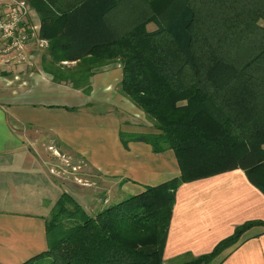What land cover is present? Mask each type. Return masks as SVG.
Listing matches in <instances>:
<instances>
[{
  "label": "trees",
  "instance_id": "trees-1",
  "mask_svg": "<svg viewBox=\"0 0 264 264\" xmlns=\"http://www.w3.org/2000/svg\"><path fill=\"white\" fill-rule=\"evenodd\" d=\"M29 4L39 17L38 37L47 42L44 70L89 94L90 77L119 64L120 93L154 129L121 132L123 144L144 141L154 152L171 149L179 175L94 215L63 192L46 218L47 248L20 264H165L181 184L240 168L264 195V41L250 44L242 23L247 9L237 16L221 0ZM149 23L155 28L148 29ZM253 226L264 227V221L236 226L209 253L181 264H220Z\"/></svg>",
  "mask_w": 264,
  "mask_h": 264
},
{
  "label": "crops",
  "instance_id": "crops-1",
  "mask_svg": "<svg viewBox=\"0 0 264 264\" xmlns=\"http://www.w3.org/2000/svg\"><path fill=\"white\" fill-rule=\"evenodd\" d=\"M221 1L237 16L247 9L242 23L250 44L264 41V0ZM32 19L40 23L34 10ZM28 52L32 65L0 68V264H20L47 248L46 218L63 192L90 211L98 193L120 199L121 192L138 194L179 175L171 149L154 152L144 141L123 144L121 132L147 130L128 120L137 108L119 91V64L93 74L86 94L44 70V59H50L45 48L33 42ZM48 145L83 160L101 178L88 187L89 198L83 187L54 173ZM249 220L264 221V195L242 169L183 183L175 192L164 262L209 253ZM225 253L220 264H264V227H251Z\"/></svg>",
  "mask_w": 264,
  "mask_h": 264
},
{
  "label": "built area",
  "instance_id": "built-area-1",
  "mask_svg": "<svg viewBox=\"0 0 264 264\" xmlns=\"http://www.w3.org/2000/svg\"><path fill=\"white\" fill-rule=\"evenodd\" d=\"M32 10L29 0H0V68L32 65L29 45L47 46L38 37L39 24L33 21Z\"/></svg>",
  "mask_w": 264,
  "mask_h": 264
},
{
  "label": "rangeland",
  "instance_id": "rangeland-1",
  "mask_svg": "<svg viewBox=\"0 0 264 264\" xmlns=\"http://www.w3.org/2000/svg\"><path fill=\"white\" fill-rule=\"evenodd\" d=\"M63 63L66 64L68 62L64 61ZM128 120L136 130H147V132L154 131L149 118L138 109H136L134 114L128 115ZM45 149L47 151L46 154L51 162V167L54 173L60 177L72 180V182L78 187H83L85 189V192H87V194H85L86 197L89 198L90 188L88 187L91 186L93 180H100L101 178H98V175L93 173V171L89 169L87 164L78 157L68 156L64 151H55V149H53L51 146L49 147V145L47 146V148L45 147ZM132 195L134 194L121 192L120 199H116L114 196L110 197L111 200L109 201L108 196L105 198V194L98 193L96 195L97 198L95 200V208L91 209L90 211L86 209L85 211L91 215H94L104 207L115 204L119 200L125 199ZM84 203L87 204L86 201ZM186 259L188 258H180L171 262L165 261V264H181Z\"/></svg>",
  "mask_w": 264,
  "mask_h": 264
}]
</instances>
